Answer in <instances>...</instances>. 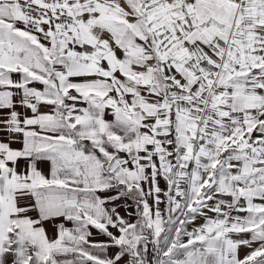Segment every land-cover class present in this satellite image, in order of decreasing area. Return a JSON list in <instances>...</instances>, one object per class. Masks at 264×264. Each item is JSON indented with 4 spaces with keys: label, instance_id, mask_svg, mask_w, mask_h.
<instances>
[{
    "label": "snow or ice",
    "instance_id": "snow-or-ice-1",
    "mask_svg": "<svg viewBox=\"0 0 264 264\" xmlns=\"http://www.w3.org/2000/svg\"><path fill=\"white\" fill-rule=\"evenodd\" d=\"M0 264H264V0H0Z\"/></svg>",
    "mask_w": 264,
    "mask_h": 264
}]
</instances>
